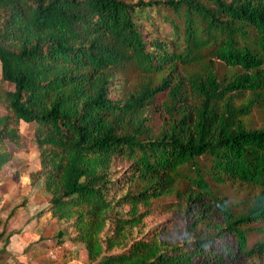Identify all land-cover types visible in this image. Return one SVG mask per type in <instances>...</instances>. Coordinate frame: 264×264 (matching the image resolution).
<instances>
[{
  "label": "trees",
  "instance_id": "trees-1",
  "mask_svg": "<svg viewBox=\"0 0 264 264\" xmlns=\"http://www.w3.org/2000/svg\"><path fill=\"white\" fill-rule=\"evenodd\" d=\"M0 81V185L31 124L30 181L78 264L264 255V0H0ZM240 185L256 192L223 193ZM168 195L186 213L172 243L138 228Z\"/></svg>",
  "mask_w": 264,
  "mask_h": 264
},
{
  "label": "crops",
  "instance_id": "crops-1",
  "mask_svg": "<svg viewBox=\"0 0 264 264\" xmlns=\"http://www.w3.org/2000/svg\"><path fill=\"white\" fill-rule=\"evenodd\" d=\"M15 152L17 173L6 175L0 185V217L7 220L10 232L8 241L0 242V264H48L45 257L52 258L54 253H60L58 264H78L85 259L84 250L69 241L57 243L59 225L47 211L49 195L42 180L30 181L29 174L39 167L38 150L32 146V158L23 164L15 159ZM71 256L74 260H66Z\"/></svg>",
  "mask_w": 264,
  "mask_h": 264
},
{
  "label": "rangeland",
  "instance_id": "rangeland-1",
  "mask_svg": "<svg viewBox=\"0 0 264 264\" xmlns=\"http://www.w3.org/2000/svg\"><path fill=\"white\" fill-rule=\"evenodd\" d=\"M0 88L12 89L13 85L9 82L0 81ZM262 112L261 110H254L249 118L246 120L249 121L254 126H259L262 121ZM151 123V122H150ZM153 124V123H151ZM31 124L20 122L19 130L21 133V145L18 147L15 152V159L19 160L20 163H26L27 160L32 158V145L28 143L27 129L30 128ZM153 128V127H152ZM154 129V128H153ZM13 152V156H14ZM114 166L116 168L117 175L121 176L124 174L125 169L127 168V163L121 159H115ZM255 193L256 190L252 187L245 185L232 186L223 189V193L226 194L229 198H242L248 191ZM184 204L179 202L178 198L174 195H168L161 198L152 200L150 206L147 209L146 215L143 217L142 222L139 224L138 228L140 232L144 235L150 236L157 234L158 238L167 240L169 242H178L181 239L184 226L186 225V213L184 212ZM190 217V216H188ZM264 227V224H261ZM137 235V233H133ZM76 249L84 250L82 245H76ZM54 249V248H52ZM59 249H57L58 251ZM54 253V251H53ZM55 256L49 258L48 255L46 258V263L48 264H58L59 263V254L54 253ZM66 254V253H65ZM63 254V259L68 256V254ZM86 255V252H85ZM68 259H73L71 256ZM65 264V262H64ZM72 264V263H70ZM244 264H264V255L256 258H252L246 261Z\"/></svg>",
  "mask_w": 264,
  "mask_h": 264
}]
</instances>
